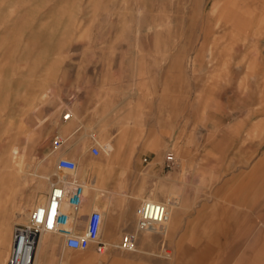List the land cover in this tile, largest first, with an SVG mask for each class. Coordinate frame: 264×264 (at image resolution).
Listing matches in <instances>:
<instances>
[{"label":"rangeland","instance_id":"rangeland-1","mask_svg":"<svg viewBox=\"0 0 264 264\" xmlns=\"http://www.w3.org/2000/svg\"><path fill=\"white\" fill-rule=\"evenodd\" d=\"M240 1L0 0V264L15 224L45 201L55 175L81 182L85 163L97 173L116 167L117 189L145 173L148 196H166L170 211L166 245L149 254L155 264H194L191 219L226 198L229 180L242 181L264 151V136L252 131L264 130V0ZM55 134L65 142L53 151ZM63 151L73 173L56 170ZM157 176L166 192L153 188ZM248 196L255 202L240 207L235 194L229 204L244 220L233 234L249 233L232 242L233 260L264 239V178ZM41 237L37 264H74L83 253L96 256L91 264L147 256L119 246L70 250L56 234ZM158 241L149 233L136 246ZM215 251L210 264H225L227 247Z\"/></svg>","mask_w":264,"mask_h":264},{"label":"crops","instance_id":"crops-1","mask_svg":"<svg viewBox=\"0 0 264 264\" xmlns=\"http://www.w3.org/2000/svg\"><path fill=\"white\" fill-rule=\"evenodd\" d=\"M260 3L261 2L259 0H255V5ZM235 4L249 5L250 2H248V0H242L240 2H235ZM245 9L249 10L248 7ZM240 25L241 23H237V26ZM262 36H264V34ZM228 59L229 58L227 57V60ZM252 131L253 134L256 132V137H258L259 141H261L262 136H264V130L258 131L257 129H252ZM58 158L68 159L67 152L63 151L62 156ZM84 165L87 169V172L86 176L81 180V182H86L92 186L88 188V186L85 184L87 189L85 191L82 203L78 208L72 211H69L67 208H65V211L76 217L78 231H82L86 217L89 215V213L92 210H95L94 208H103L101 209L102 220L98 240L102 245L105 246H119L122 236L126 233H133L135 230V221L137 218L136 208L138 207L140 201L142 199H155L148 196V194L152 193L148 188L149 179L147 178V180H144L145 173L136 174L133 176L134 180L129 189L125 190L124 181L122 180L117 189L116 167L115 169L112 168V170H110L109 165H104L100 172L97 173L95 170L91 169L87 163ZM151 167H153V164L150 165V169H152ZM113 171H115V176L113 175ZM151 171L154 172V170ZM121 173H126V170L122 169L119 172V176ZM241 175L243 178L240 182L239 180L233 181L234 178L229 180V186L227 184V189L229 187V190L227 191L226 198H224V196L221 197L217 195L213 198V201L211 200L210 204H204L202 206L203 208L201 207L199 210H197L196 215L191 219L190 227L192 224H194L193 222L196 223L191 237L192 241L194 240L196 243L195 250L192 254V260L194 264H210V260L214 251L217 249V247L222 248L223 246L227 247V257H225V259L223 258L225 264H264V239L262 241H253L245 254H242L233 260L234 258L231 256V249H233L232 246L234 245H232V242L234 243L236 239L238 240V238L243 241L247 240L249 238V233L244 230V232H239V234H235L236 232L234 231L233 234V230L243 228L242 225L244 224V220L239 217L236 218L233 212L229 209V204L232 203V199L235 198V194H237V201L240 207L243 205V203L247 204L255 202L254 200L250 199L248 194L255 193L258 183L262 178H264V151L260 153L259 157L256 158V160L250 165L244 174H240L238 176ZM107 179L108 188L102 190L103 182ZM169 181L173 182L174 180L169 179ZM153 188H156L157 192L158 190H164L166 192V189H164V181L158 176L156 179V185H154ZM104 191L107 192V195L103 194ZM104 197L108 198V201L105 202V205H103L102 202ZM141 197L142 199L140 200ZM163 201H166V196L163 198ZM261 222L264 223V220L262 219ZM149 233H154L156 236H158V244L156 245L148 242L146 243V249L140 250L136 245L141 244L142 240L148 237ZM152 239L155 240L154 238ZM40 243H42V239ZM47 243L51 242L48 241L46 244ZM165 245L166 223L162 225L158 232L157 229L136 232L133 238V245L131 242L130 245L126 244V246H119L121 249H124L128 252H145L147 256L144 259L134 260L133 258H116L111 260L110 264H155V261H157L159 258L154 253L156 250H159L160 246L164 248ZM213 245L215 247H212ZM128 247H135L136 249L131 250ZM149 252L154 253L149 254ZM184 253L185 252L182 250L180 251L181 259ZM95 257L96 256L94 254L90 253L79 254L76 258L77 261L74 262V264H91L95 260Z\"/></svg>","mask_w":264,"mask_h":264},{"label":"built area","instance_id":"built-area-1","mask_svg":"<svg viewBox=\"0 0 264 264\" xmlns=\"http://www.w3.org/2000/svg\"><path fill=\"white\" fill-rule=\"evenodd\" d=\"M70 117L69 112L61 114L64 122ZM65 142L60 134L52 137L53 151L59 149ZM89 153L97 156L100 153L98 145L91 144ZM175 163V157L171 152L164 156L163 166L171 167ZM56 170L65 173H73L76 163L71 159L58 158ZM84 197L83 183L76 177H61L55 175L51 182L50 190L46 195V201L36 205L29 213L25 223H17L13 228L12 241L4 264H35L36 252L40 236L43 233H53L61 237L64 248L70 250H86L93 246L98 253L102 245L99 240L101 226V213L92 210L86 217L82 231H78L76 217L65 211V208L75 210L82 203ZM135 230L122 236L120 247L126 244L133 245L136 232L143 230H160L167 220L165 202L163 200L142 199L136 208Z\"/></svg>","mask_w":264,"mask_h":264},{"label":"bare ground","instance_id":"bare-ground-1","mask_svg":"<svg viewBox=\"0 0 264 264\" xmlns=\"http://www.w3.org/2000/svg\"><path fill=\"white\" fill-rule=\"evenodd\" d=\"M69 115L71 116V113L69 112ZM77 168V167H76ZM51 186V185H50ZM86 189H87V187L85 186V184H83V192H84V194H85V191H86ZM149 200H151V199H149ZM45 201H46V199H45ZM44 201V202H45ZM44 202H42V203H44ZM164 202V201H163ZM42 203H40V204H42ZM39 205V204H38ZM165 206H166V212H167V220L165 221V223L168 221V219H169V217H170V211H169V209H168V207H167V203H166V201H165ZM69 211H70V209H68ZM100 212V211H99ZM72 213V212H71ZM101 213V212H100ZM19 217H21V215H19ZM101 217H102V215H101ZM102 220V219H101ZM47 233H50V232H47ZM43 234H46V233H43ZM42 234V235H43ZM41 235V236H42ZM12 236H13V233H12ZM40 236V239H39V243H38V247H37V252H36V260H35V264H37V254H38V248H39V246H40V241H41V239H42V237ZM43 241V240H42Z\"/></svg>","mask_w":264,"mask_h":264}]
</instances>
